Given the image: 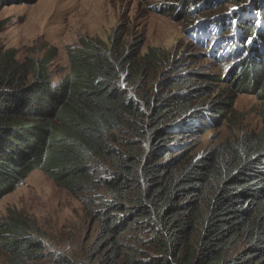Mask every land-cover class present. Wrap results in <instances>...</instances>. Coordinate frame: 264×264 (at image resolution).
Masks as SVG:
<instances>
[{
  "label": "trees",
  "instance_id": "1",
  "mask_svg": "<svg viewBox=\"0 0 264 264\" xmlns=\"http://www.w3.org/2000/svg\"><path fill=\"white\" fill-rule=\"evenodd\" d=\"M228 4L255 12L260 24L235 17L244 53L224 91L264 102V0ZM227 27L221 24L230 34ZM134 50L81 39L68 48V72L55 83L48 67L56 49L24 62L0 49V199L34 171L73 198H88L97 223L92 248L107 251L88 264H264V126L186 161L171 143L224 120L234 99L208 115L211 108L193 104L210 94L205 84L151 102L144 90L170 59L158 48L143 56ZM183 79L168 82L178 89L188 84ZM132 230L136 243L146 237L143 254L122 239ZM44 238L34 221L9 213L0 219L2 264H43L53 249Z\"/></svg>",
  "mask_w": 264,
  "mask_h": 264
},
{
  "label": "rangeland",
  "instance_id": "2",
  "mask_svg": "<svg viewBox=\"0 0 264 264\" xmlns=\"http://www.w3.org/2000/svg\"><path fill=\"white\" fill-rule=\"evenodd\" d=\"M184 1L0 0V49L13 51L19 62L41 60L56 49L48 67L55 83L68 72V48L78 47L81 39L100 40L115 48L132 45L139 56L150 48L162 50L170 62L144 90L151 102L165 96L185 95L205 84L212 86L210 94L197 98L193 104L211 108L208 115L219 112L217 105L227 96L234 99L224 120L219 117L221 121L214 126L204 123L206 127L202 125V129L192 130L171 143L176 146L175 151L186 153V161H191L227 141L233 144L243 135L259 133L264 126V102L255 95L236 94L235 89L224 91L235 73L223 80L241 63L244 52L238 34L221 31V24L234 31L237 15L254 22L259 21V16L242 12L238 5L228 4L230 0H212V5L205 3L200 9V0H191L193 4L187 9L190 0L189 4ZM173 71L178 72L177 78ZM218 77L222 81L217 83ZM182 78L188 84L178 89L168 82ZM131 96L140 98L134 91ZM9 213L34 221L45 235L43 241L55 249L49 250L51 257L43 264H58L54 254L70 264H88L107 255L103 248H92L97 223L88 198H73L39 171L32 172L22 185L0 199V219ZM134 237L132 230L125 232L122 239L143 254L145 235L139 236L141 244ZM242 247L240 244L236 251ZM0 261H5L4 254Z\"/></svg>",
  "mask_w": 264,
  "mask_h": 264
},
{
  "label": "clouds",
  "instance_id": "3",
  "mask_svg": "<svg viewBox=\"0 0 264 264\" xmlns=\"http://www.w3.org/2000/svg\"><path fill=\"white\" fill-rule=\"evenodd\" d=\"M205 4V3H204ZM207 5V4H206ZM202 7V6H201ZM201 7H199V9L201 8ZM249 14V13H248ZM250 14H254V12L253 13H251L250 12ZM248 18V17H247ZM251 19V18H250ZM251 20H253V19H251ZM260 21V20H259ZM256 23V22H255ZM258 24H260V22L258 23ZM217 27V26H216ZM231 30V29H230ZM221 31H223V30H221ZM230 34H231V31H230ZM221 36H223V33H222V35ZM221 38V37H220Z\"/></svg>",
  "mask_w": 264,
  "mask_h": 264
}]
</instances>
